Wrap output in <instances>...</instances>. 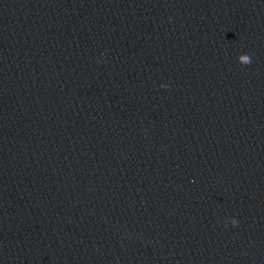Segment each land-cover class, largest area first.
I'll return each instance as SVG.
<instances>
[{
	"label": "water",
	"instance_id": "1",
	"mask_svg": "<svg viewBox=\"0 0 264 264\" xmlns=\"http://www.w3.org/2000/svg\"><path fill=\"white\" fill-rule=\"evenodd\" d=\"M0 264H264V0H0Z\"/></svg>",
	"mask_w": 264,
	"mask_h": 264
}]
</instances>
